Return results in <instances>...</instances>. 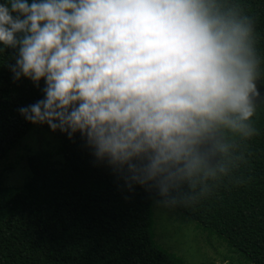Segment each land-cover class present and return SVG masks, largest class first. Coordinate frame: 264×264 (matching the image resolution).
<instances>
[{
	"label": "clouds",
	"instance_id": "1",
	"mask_svg": "<svg viewBox=\"0 0 264 264\" xmlns=\"http://www.w3.org/2000/svg\"><path fill=\"white\" fill-rule=\"evenodd\" d=\"M6 48L14 81L44 82L27 122L79 133L165 206L204 198L235 166L229 137L255 134L260 58L233 0H5Z\"/></svg>",
	"mask_w": 264,
	"mask_h": 264
},
{
	"label": "trees",
	"instance_id": "2",
	"mask_svg": "<svg viewBox=\"0 0 264 264\" xmlns=\"http://www.w3.org/2000/svg\"><path fill=\"white\" fill-rule=\"evenodd\" d=\"M233 2L253 21L260 58L261 97L251 118L256 131L243 140L229 137L233 148L225 162L235 166L210 182L204 198L170 207L243 259L226 264H264V0ZM14 63V49L0 53V160L39 126L59 140L56 153L63 161L36 152L26 156L29 176L21 186L0 176V264H186L154 239L152 203L162 201L156 189L129 187L79 133L69 139L19 114L20 107L43 98L44 82L37 87L23 77L14 81L8 67Z\"/></svg>",
	"mask_w": 264,
	"mask_h": 264
},
{
	"label": "rangeland",
	"instance_id": "3",
	"mask_svg": "<svg viewBox=\"0 0 264 264\" xmlns=\"http://www.w3.org/2000/svg\"><path fill=\"white\" fill-rule=\"evenodd\" d=\"M59 140L45 129L34 126L19 144L0 160V176L7 185L21 186L29 176L26 156L48 151L52 159L62 162L56 151ZM154 239L168 252L180 257L186 264H226L229 259L243 262L227 244L192 224L180 212L165 206L159 199L152 203Z\"/></svg>",
	"mask_w": 264,
	"mask_h": 264
}]
</instances>
